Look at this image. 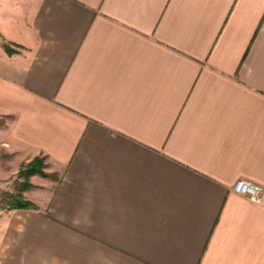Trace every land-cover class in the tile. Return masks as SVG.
<instances>
[{
    "label": "crops",
    "instance_id": "1",
    "mask_svg": "<svg viewBox=\"0 0 264 264\" xmlns=\"http://www.w3.org/2000/svg\"><path fill=\"white\" fill-rule=\"evenodd\" d=\"M0 20V183L37 156L60 176L0 210V264H264V192L232 191L264 188V0H0Z\"/></svg>",
    "mask_w": 264,
    "mask_h": 264
},
{
    "label": "rangeland",
    "instance_id": "2",
    "mask_svg": "<svg viewBox=\"0 0 264 264\" xmlns=\"http://www.w3.org/2000/svg\"><path fill=\"white\" fill-rule=\"evenodd\" d=\"M6 1H8V0H6ZM0 21H2V20H0ZM0 123H4V120L0 119ZM37 157L40 158L41 164L43 165V168L41 170L46 174L45 177L37 175L39 177L38 181L40 182V180L42 179L43 184H47V182H48V183H52L54 185V183L59 181L60 176L57 173L50 172V168L47 167V163L43 157H41V156H37ZM32 160H30L29 162H27L25 164H22L19 169H22L23 167H25L26 165L31 163ZM32 177H33V175H32ZM32 177H30L29 179L24 181L23 178L18 176V172H17V175L15 176V178L11 179L10 181L8 180V181H4V182L0 183V210H5L3 208L6 207V205H7L6 201H5V198L7 197L6 194H15L18 191H21V188L25 189L22 192L23 198L25 200L29 201L28 199H26L24 193L28 190L33 189V184L30 182ZM27 185H28V188H25V187H27ZM35 187H37V186H35ZM29 202H31V201H29Z\"/></svg>",
    "mask_w": 264,
    "mask_h": 264
},
{
    "label": "trees",
    "instance_id": "3",
    "mask_svg": "<svg viewBox=\"0 0 264 264\" xmlns=\"http://www.w3.org/2000/svg\"><path fill=\"white\" fill-rule=\"evenodd\" d=\"M4 50L7 53V55L14 54L16 50L12 49L9 44H4ZM3 123H0V125ZM43 168V165L41 164V160L38 157H35L31 163L23 167L22 169H19L18 176L23 178L24 181L32 177V175H38L45 177L46 174L41 170ZM28 188V185L27 187ZM25 189L21 188V191H18L15 194H6V207L3 209L5 210H14V209H37V206L34 204V202H29L25 200L22 196V192Z\"/></svg>",
    "mask_w": 264,
    "mask_h": 264
},
{
    "label": "built area",
    "instance_id": "4",
    "mask_svg": "<svg viewBox=\"0 0 264 264\" xmlns=\"http://www.w3.org/2000/svg\"><path fill=\"white\" fill-rule=\"evenodd\" d=\"M232 191L239 196L259 204L262 202L264 188L259 184L246 179H238L232 186Z\"/></svg>",
    "mask_w": 264,
    "mask_h": 264
}]
</instances>
